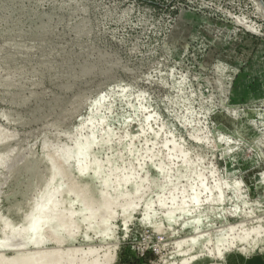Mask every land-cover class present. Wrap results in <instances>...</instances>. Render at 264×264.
Instances as JSON below:
<instances>
[{"label": "rangeland", "instance_id": "obj_1", "mask_svg": "<svg viewBox=\"0 0 264 264\" xmlns=\"http://www.w3.org/2000/svg\"><path fill=\"white\" fill-rule=\"evenodd\" d=\"M181 2L0 0V216L46 160L59 220L3 264H264V0H207L242 26Z\"/></svg>", "mask_w": 264, "mask_h": 264}, {"label": "bare ground", "instance_id": "obj_2", "mask_svg": "<svg viewBox=\"0 0 264 264\" xmlns=\"http://www.w3.org/2000/svg\"><path fill=\"white\" fill-rule=\"evenodd\" d=\"M91 141H92V139H89L88 141H86L85 143H83L81 145L76 143V146L74 147V149L72 151L66 152L67 155L68 156H71V155L76 156L77 160H78V157H80V158L86 157L88 154L89 148H90ZM2 144L3 143H1V145ZM165 144L166 143H164V145ZM181 151L182 150H180V152ZM6 154H8V153H6ZM184 154H186V153H184ZM184 154H181V155L184 156ZM186 156H184V158ZM16 157L17 158H15V159H19L17 155H16ZM21 157H23V156H21ZM184 158H182V159L184 160ZM3 159L5 161L6 157L5 158L3 157ZM20 159H22V158H20ZM34 159H36V158L33 157V160L25 158L23 160V163H21V165H23L25 167V169L27 171H29L30 173L33 170L35 171V168H36L35 167L36 162H34ZM2 160H0V162H2ZM6 161H7V159H6ZM35 161H37V160H35ZM80 161L82 162V160H80ZM10 162H11V159H10ZM41 162L46 164L45 168H44L46 175L44 176L45 178H43V174L37 175L35 177V182L39 185V189L37 191L36 198L31 203H29V206H28L26 212L24 214H22V216H21V222L23 223V226L21 228H14L10 225L8 220H5V219H3V217L0 216V223H2V226L4 228H6L10 231V234L8 236H5V237L0 239V248H4V247H8V246L15 248V247L26 246V245L36 246V245L40 244L43 240V238L41 237V233H40L42 228L44 227L43 225H46V227L51 228V229H55V228L59 227V225H58L59 220H57L58 218H57L56 213H55L56 203H54V202H56V201H54V199H55L56 194H57V188L54 187V183H55V180L57 178V172L55 170H53L51 167H49V165H47L49 163L46 160H42ZM7 163H9V162L7 161L5 163V165ZM82 163L84 164V162H82ZM15 164H16V162H15ZM37 164H36V166H37ZM19 166H20V164H19ZM19 166L18 165L14 166L13 172H12L13 175L16 173ZM36 169H39V167H37ZM86 169H87V167L81 165L79 162L78 171L80 173H83ZM126 176L127 175H125V177ZM32 177H34V175ZM197 199H198V192L196 191V192L191 193V196H190L191 202L196 203ZM159 203H160V201H159ZM110 205H111L110 203H106L105 206H103V208H101L100 210L92 212L91 213L92 219H94L98 216L103 217L108 212ZM162 205H163V203H162ZM170 214H171V212L168 215H170ZM102 226H104V225L102 224ZM18 229L23 232V235L20 233L21 234V235H19L20 237H18L16 234V233H18L17 232ZM67 230H69V228ZM46 252H48V251H46ZM46 252H45V254H41V255L39 254V256L35 260V263H33V264H63V262L61 261L60 253H50V252L46 253ZM4 262H5L4 259L0 258V264H3ZM67 264H75V263H73V260H71ZM92 264H97V263L95 260H93Z\"/></svg>", "mask_w": 264, "mask_h": 264}, {"label": "built area", "instance_id": "obj_3", "mask_svg": "<svg viewBox=\"0 0 264 264\" xmlns=\"http://www.w3.org/2000/svg\"><path fill=\"white\" fill-rule=\"evenodd\" d=\"M206 2L207 0H182V2L179 4V8H186L193 13H201L204 10L208 12L211 11L217 19L226 22L233 21L239 26L243 25L244 20L239 16V14H236V10L231 12L229 6H224L223 4L217 2H207L208 5H204ZM173 7L175 10L177 9L176 6ZM222 16L226 18H223Z\"/></svg>", "mask_w": 264, "mask_h": 264}]
</instances>
